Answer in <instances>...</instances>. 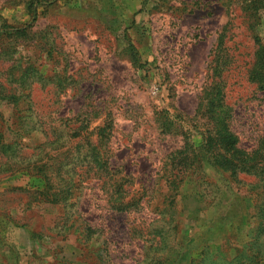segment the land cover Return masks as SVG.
<instances>
[{
	"label": "rangeland",
	"instance_id": "obj_1",
	"mask_svg": "<svg viewBox=\"0 0 264 264\" xmlns=\"http://www.w3.org/2000/svg\"><path fill=\"white\" fill-rule=\"evenodd\" d=\"M254 1L0 0V163H47L48 192L73 189L48 202L39 178L0 172V264H264ZM222 92L234 176L202 147L212 123L199 101ZM89 144L101 175L82 159Z\"/></svg>",
	"mask_w": 264,
	"mask_h": 264
},
{
	"label": "trees",
	"instance_id": "obj_2",
	"mask_svg": "<svg viewBox=\"0 0 264 264\" xmlns=\"http://www.w3.org/2000/svg\"><path fill=\"white\" fill-rule=\"evenodd\" d=\"M249 2H253L255 5L256 1L252 0H246ZM248 3L246 2L245 5L248 6ZM4 27L5 24H2ZM11 30L14 31H23L24 28H19L15 26H9L7 25ZM257 42V40L255 39ZM257 50L254 53V61L252 63V68L250 70V74L247 75V80L250 83H253L257 86L259 90H264V55L262 54L264 51V47L257 43ZM219 77V83L215 84V86H218L217 88L220 89L224 84L221 83L224 82L223 75L224 74H216ZM224 88V87H222ZM219 93V92H218ZM217 93V94H218ZM208 99V102L206 105L202 103L204 99ZM203 109V111L207 113L209 117V121L212 123V127L210 131L208 132V135L206 136V140L203 143V152L205 151L207 156L206 159L208 161H211L215 167L223 170V171H229L234 176L237 171L240 170L242 166V161L236 160V158H239L238 154L236 152L241 153V151L236 147L237 144V136L232 132L229 126L228 119L231 117L230 114V105L226 102L225 99V92H222V94L218 96L217 100L215 98H208V96H204L200 99L198 104V110ZM92 111V110H91ZM89 111V112H91ZM97 114H94V117ZM81 124V121L79 122ZM110 128V124L105 123L102 127L98 128L97 136L98 140L100 138L105 137V131ZM75 131L77 128H73ZM76 135V134H75ZM10 145L7 143H4L2 138L0 137V152L5 153V149H9ZM89 152L90 155L86 154L83 160L87 159L88 164H92L95 168L94 174H100L104 172V166L106 165V162L102 160L100 157H98L96 154V147L95 144H89ZM88 152V153H89ZM201 156V155H200ZM201 158H203L201 156ZM47 163L42 164H36L33 162H23L22 160H19L17 162H14L12 164V168L9 164H6V162L0 163V172H7L10 169L12 171H22L27 174H31V176H35L36 178H39V180H42L44 182L45 190H43V193L46 194L45 200L48 202H58L57 197L58 194L60 196V202H63L67 198L71 197L72 194V186L70 185H64L60 188L59 193H50L49 190L46 189V186L49 184L50 177H48L47 174ZM76 179L74 182L72 181V185L75 188V184L81 189L83 187L82 181L83 179L80 177V174H76ZM125 181L124 178H120L118 184H116V188L120 187V183ZM51 184H49V187ZM76 187V188H77ZM48 188V186H47ZM79 191V190H78ZM80 193V192H79ZM56 195V196H55ZM55 197V198H54ZM67 220V218H66ZM74 220V219H73ZM76 220V219H75ZM74 221L70 222L68 227H71L73 225ZM90 228H87V234L91 235ZM79 239L81 240L83 237L87 238L86 233H80L78 234Z\"/></svg>",
	"mask_w": 264,
	"mask_h": 264
}]
</instances>
